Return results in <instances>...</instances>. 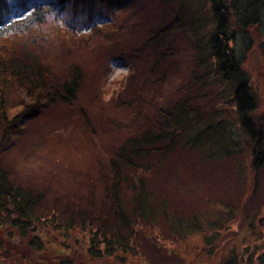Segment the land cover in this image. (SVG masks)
I'll use <instances>...</instances> for the list:
<instances>
[{
  "label": "trees",
  "instance_id": "16d2710c",
  "mask_svg": "<svg viewBox=\"0 0 264 264\" xmlns=\"http://www.w3.org/2000/svg\"><path fill=\"white\" fill-rule=\"evenodd\" d=\"M27 1L18 0L25 8L12 16L10 0H0V42L4 43L0 47V83L4 87L13 84L24 105L21 113L10 117L5 92L0 90L3 128L0 139V230L5 229L0 237V260L3 264H102L107 257L117 258L119 252L128 254L131 245L137 247L140 233L158 223L160 215L180 233L202 231L203 225L216 231L226 224L228 233L241 244L237 252L234 251L235 255L222 264H248L246 261L254 262L256 256L264 264V250L259 254L255 252V246L251 247L258 241L247 244L249 237H253L250 231L254 230V225L246 219L244 201L234 205L228 199L218 205L208 203L210 209L205 212L181 217L174 214L173 217L168 213L167 200L160 195V189L151 187L154 173L181 144L209 148L207 154L212 157L223 158V147L232 148L226 150L229 152L246 153L245 163L240 168L242 181L244 177L253 180L263 169L264 117L257 122V95L242 66L243 60L238 58L231 44L236 38L227 33L232 16L241 27L235 35L242 29L247 31L250 26L263 24L260 20L264 0H166L172 5L174 2L176 14L150 35L145 48L150 54H156L151 70H163L160 78L165 80L168 71L164 66L171 63L175 53L172 37L183 34L186 40L189 39L193 63L204 68L197 80L207 84L214 78L218 83L233 84L229 104L235 110L244 134L243 151L238 142H232L234 139L226 136L227 125L221 121V110L216 106L206 109L194 104L193 100L199 94L188 85L175 101L156 105L153 109L152 105L146 104V112L140 109L143 122L127 129L133 134L112 148L111 155L103 161L104 166L102 164L98 173L88 180V188L82 190L84 195L77 192L63 203L59 200L63 197H56L52 204L45 188L34 179L20 177L12 165L2 161V157L13 135L19 132L18 122L23 116L36 118L46 106H70L78 101L84 71L73 64L61 79H53L52 70L39 51L43 38L39 39L34 32L49 23L55 7L51 8L52 3L46 0H37L28 7ZM69 1L75 12L83 9L77 14L85 27L93 30L97 23L94 19L98 17L93 14L94 9L98 6L111 10L113 0H55L59 5L55 13H61ZM99 15L105 23L111 22V16L106 19ZM135 76L134 73L128 76L123 85L124 95L130 91ZM134 92L136 101L132 100L133 105L136 102L141 108L143 99ZM98 188L103 189L100 195ZM212 214H218L217 218ZM46 221L50 225L40 227ZM45 234L50 241L54 236L70 241L65 244L51 241L54 246L49 250L47 246L51 243L47 239L44 241ZM80 234L84 235L81 242L78 240ZM261 244L264 246V238ZM61 247L64 250L61 251ZM78 248L84 253H79Z\"/></svg>",
  "mask_w": 264,
  "mask_h": 264
},
{
  "label": "rangeland",
  "instance_id": "374dc122",
  "mask_svg": "<svg viewBox=\"0 0 264 264\" xmlns=\"http://www.w3.org/2000/svg\"><path fill=\"white\" fill-rule=\"evenodd\" d=\"M36 1L28 0L25 5L32 6ZM46 1L55 8H52L54 12L49 23L34 32L39 39L43 38L39 51L52 70L53 79H61L63 73L77 64L84 71V81L78 101L73 105L46 106L36 118L23 116L18 122L19 132L13 135L2 161L12 165L20 177L34 179L45 188L50 204L56 197H63L59 199L63 203L77 192L84 195L82 190L88 188V180L98 173L112 148L133 134L127 129L143 122L140 109L146 112V104L152 105L153 109L156 105L175 101L188 85L199 94L193 100L194 104L206 109L216 106L221 110V121L227 125L226 136L232 137V142H238L243 151L244 134L239 118L229 104L233 84L218 83L214 78L207 84L197 80L204 68L193 63L187 37L188 40L180 33L172 37L175 53L171 63L164 66L168 71L165 80L160 78L163 70H151L156 54L145 49L146 41L176 14L174 2L172 5L166 0H113L111 10L98 6L94 9L93 14L98 15L94 22L97 23L96 28L90 30L77 14L83 9L75 12L71 1L58 15L55 12L59 5L55 0ZM10 5L12 16L25 8L18 0H10ZM98 12L106 19L111 16V22L105 23ZM261 15L263 24L250 26L247 31L242 29L236 35L241 27L232 16L227 33L236 38L231 44L238 58L243 60L242 66L257 95L258 123L264 117V9ZM3 45L0 42V47ZM14 51L17 53L16 49ZM132 73L136 78L130 83L128 94L124 95L123 85ZM0 90L5 92L9 116L21 113L23 100L14 85L4 87L0 83ZM134 90L143 99L141 108L136 102L133 105L136 101ZM2 130L0 122V139ZM208 149L181 144L154 173L151 187L160 189V195L167 200L168 213L173 217L174 214L181 217L205 212L210 209L208 203L218 205L228 199L234 205L244 201L246 219L254 225V230L250 231L253 237H249L247 244L257 240L251 247H256L255 252L263 251L264 167L253 180L244 177L242 181L240 168L245 163L246 153L229 152L226 150L232 148L223 147L224 157L221 158L207 154ZM102 190L98 188L97 193L102 194ZM217 215L211 216L217 218ZM166 221L165 216L160 215L158 223L140 233L137 247L131 245L128 254L119 252L117 258L107 257L102 264H222L235 255L234 251L237 252L241 244L228 233L226 224L218 231L202 224V231L180 233ZM48 225L50 222L46 221L40 227ZM4 232L2 228L0 237ZM83 237L80 234L78 240L81 242ZM45 239L50 241L46 234ZM51 241L65 244L70 240L54 236ZM51 241L50 246L47 243L49 250L54 246ZM60 250H64L63 247ZM78 250L84 253L81 248ZM259 258L256 256V261L261 264ZM256 261L246 262L257 264ZM0 264L3 261L0 260Z\"/></svg>",
  "mask_w": 264,
  "mask_h": 264
}]
</instances>
